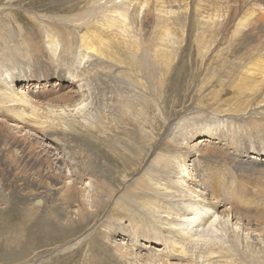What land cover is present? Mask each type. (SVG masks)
Returning a JSON list of instances; mask_svg holds the SVG:
<instances>
[{"label":"rangeland","instance_id":"374dc122","mask_svg":"<svg viewBox=\"0 0 264 264\" xmlns=\"http://www.w3.org/2000/svg\"><path fill=\"white\" fill-rule=\"evenodd\" d=\"M108 1L0 0V44L10 47L26 39L32 40L24 42L28 45L43 44L46 26L63 43L79 26L94 23ZM187 2V13H181L180 18L183 34L174 33L170 46H162L153 39L151 30L140 21L142 14L133 23L128 33L136 38L138 45L135 70L119 67L117 71L110 69L97 76L86 108L85 124L89 130L67 132L63 135L67 142L40 135L31 142L35 151L52 155V163L56 156L59 159L57 175L62 176L67 186L75 188L69 190L67 203L50 191L39 190L32 180L34 170L27 163L22 169L31 177L29 180L14 178L6 171L0 174V264H120L109 257L110 252L101 239L100 223L117 204V212L123 204L129 208L128 199L135 200L130 207L135 212L129 209L131 213L137 215V207L151 211L148 199L153 194L150 189L146 190L148 184L142 182L146 178L143 173L149 166L152 169L159 156L162 159L176 147V136L172 135L176 121L181 117L180 120H190L194 125L209 118L232 117L250 126V114H255L257 119L264 117V87L255 82L251 84L254 80H248L245 67L264 48V19L262 25L257 20L260 15L264 17V0ZM196 3L203 4L204 11L216 17L213 24L199 20L194 10ZM86 20L88 23L82 24ZM169 57L171 62L167 61ZM19 88L24 90L22 85ZM168 128L172 130L164 134ZM258 131H261L258 136H264L263 126ZM20 133L34 137L27 128ZM165 140L169 146L162 149ZM260 144L246 136L238 145L240 151L229 152L228 158L215 162L225 173L230 192L239 196L238 200L230 197L233 204L222 199L223 207H234L239 214L233 217L232 223L245 226L253 233L264 232V150ZM4 145L0 140V149ZM19 153L20 149L15 148L13 155L19 156ZM250 156L256 157L251 158L253 163L249 161ZM189 158L187 165L194 174ZM53 167L51 164L50 170ZM98 189L102 207L99 206L97 215L75 222L79 210L76 200L93 211L92 194ZM197 190L210 197L208 190L198 187ZM147 194L152 195L147 197ZM222 195L228 197L222 192L215 197ZM254 203H260L256 212L251 210ZM53 217L56 221H52ZM69 220L75 223L70 225ZM124 237L123 233L117 234V243L129 244ZM237 254L243 264H264V253L260 259Z\"/></svg>","mask_w":264,"mask_h":264},{"label":"bare ground","instance_id":"6f19581e","mask_svg":"<svg viewBox=\"0 0 264 264\" xmlns=\"http://www.w3.org/2000/svg\"><path fill=\"white\" fill-rule=\"evenodd\" d=\"M204 7L195 4L196 16L205 24H213L216 17L204 11ZM188 8L187 0H109L94 23L79 26L72 31L71 38H64L63 43L59 40L61 37L46 26L43 44L24 43L32 42L31 39L18 41L10 47L0 44V140L5 142L4 148L0 149V174L6 171L14 178L29 180L31 177L22 169L27 163L34 170V185L67 203L69 190L75 188L67 186L62 176L57 175L59 159L56 156L52 163V155L35 151L31 142H35L37 135L67 142L63 137L67 132L74 133L81 128L89 130L85 124L86 108L91 102L97 76L110 69L117 71L119 67L135 70L138 45L136 38L128 33L133 23L142 14L140 21L151 30L153 39L162 46H170L174 33L183 34L180 18ZM263 19L258 16L261 25ZM263 54L264 48L250 66H245L248 80L253 79L251 84L255 82L261 88L264 87ZM167 61L171 62L170 57ZM254 116H248L250 126L232 117L224 120L209 118L194 125L180 117L172 132L176 136V147L169 150L167 156L156 159L152 167L155 173L150 172V166L143 173L146 178L142 182L148 184L146 190L150 189L153 194L143 195L153 196L152 201L148 199L150 209H147L151 211L137 207L138 214L135 215V210L130 208L135 200L128 199L129 208L123 204L117 212L116 202L100 223L101 239L110 252V259L120 264H243L238 260V252L251 259H260V254L264 253V232L253 233L245 226L232 223L239 212L230 205L224 208L221 200L233 204L231 198L238 200L239 196L230 192L225 173L215 165L216 159L228 158L227 153L240 151L238 145L246 136L254 139V143L261 142L260 147L264 150V136H258L259 128H264V117L257 119ZM12 126L20 130L27 128L34 137H26L20 130L15 132ZM168 130L172 129H166L164 134ZM239 136L243 138L239 139ZM168 146L166 140L161 145L162 149ZM15 148L20 149L19 156L13 155ZM188 158L196 177L188 168ZM251 158L256 157H249L253 163ZM51 164H54L53 170L49 168ZM76 172L82 177L80 171ZM197 187L208 190L210 197ZM218 192L228 197H215ZM76 201L79 210L75 222L78 223L85 220L83 217L97 215L98 208L102 207L99 189L92 194L93 211L81 205L79 199ZM258 204L251 205L254 209L251 210L258 209ZM75 222L71 220L70 225ZM119 233H123V239L127 238L129 244L117 243Z\"/></svg>","mask_w":264,"mask_h":264}]
</instances>
